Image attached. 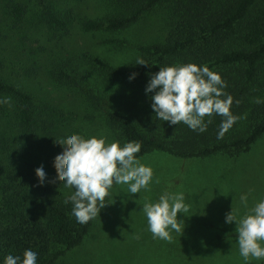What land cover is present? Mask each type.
Returning a JSON list of instances; mask_svg holds the SVG:
<instances>
[{
	"label": "trees",
	"instance_id": "obj_1",
	"mask_svg": "<svg viewBox=\"0 0 264 264\" xmlns=\"http://www.w3.org/2000/svg\"><path fill=\"white\" fill-rule=\"evenodd\" d=\"M104 1L109 7L108 15L82 21L84 31L124 29L161 6L168 12L162 40L138 46V58L147 64L135 61L131 66L115 68L103 61L91 63L97 72L121 78L125 85L136 89L133 96H126L127 101L80 88L75 80L85 73L75 64L72 66L69 59L54 60L49 67L44 63V47H21L22 40L30 39L27 31L31 28L43 26L52 35H63L68 30L66 16L43 5L29 19L26 4H7L10 28L3 30L0 25V98L10 97V105L0 104V261L9 253L19 255L25 248L34 247L39 249L40 264H54L81 243L92 222L77 223L71 214V202L64 203L67 196L54 199L56 191L52 190L48 202L39 194L41 186L31 176L27 157L36 147L48 146L56 123H65L79 114L74 110L58 114L46 100H37L18 82L21 75L29 80L44 70L54 80L67 81L72 88H78L82 99L101 111L103 123L117 141L141 143L136 157L152 150L189 157L247 149L264 133V102L249 100L264 73V0ZM189 62L206 65L221 75L227 85L224 91L233 97L232 113L239 118L245 114L248 125L243 134L228 131L217 139L223 119L217 115L211 117L205 132L197 133L186 127L167 128L169 125L152 114L144 119V114L140 116L135 110L141 98L139 91H144L149 80L146 77L156 73L159 66ZM132 73L136 75L129 79ZM208 119L205 117V121Z\"/></svg>",
	"mask_w": 264,
	"mask_h": 264
},
{
	"label": "rangeland",
	"instance_id": "obj_2",
	"mask_svg": "<svg viewBox=\"0 0 264 264\" xmlns=\"http://www.w3.org/2000/svg\"><path fill=\"white\" fill-rule=\"evenodd\" d=\"M19 2L28 6L29 19L46 5L66 16L68 21V30L63 35H52L43 26L31 28L27 31L30 39L22 40L21 47L30 46L35 50L44 47V63L49 67L55 61L69 59L72 66L75 64L79 71L85 73L75 80L80 88L91 94H105L112 98L120 96L126 101V96H133L136 89L125 85L121 78L97 72L91 63L98 65L96 62L103 61L115 68L131 66L139 57L138 46L161 41L166 31L168 12L164 6L143 15L124 29L84 31L82 21L108 15L109 7L104 0H43L42 4L39 0H0V25L3 30L10 28L7 4L13 6ZM18 82L37 100H46L58 114L70 110L79 114V117L74 114L73 118L67 119L68 123H56L48 146L36 147L27 157L31 164V176L41 186L39 194L46 201L51 200L52 190L56 191L54 199L66 197L70 189L57 178L54 166V158L63 150V145L54 142L55 138L77 133L85 138L104 135L107 142L117 140L103 123L101 111L90 107L82 99L78 88H72L67 81H56L42 70L36 78L29 80L21 75ZM259 83L249 96L251 102L257 98L264 101V73ZM140 91L141 98L135 110L140 116L144 114V119L148 114L155 116L150 107L152 93L146 95L143 90ZM86 115L90 116L85 118ZM161 122L169 125L167 121ZM247 125L244 114L228 131L243 134ZM173 127L188 128L183 123L167 128ZM137 158L153 170L148 190L127 194V185L113 184L105 197V205L92 219L81 243L66 251L54 264H244L238 251L235 223H225L224 217L231 207L237 209L241 216L245 213L246 209L239 201L241 193H249L248 207L264 198V133L247 149H227L189 157L152 150ZM39 166L46 171L42 184L34 173ZM57 184L60 185L58 188ZM164 192L184 193L189 209L184 215L178 212V223L183 229L181 235L171 232V242L153 239L147 230V218L141 210L146 200L156 202ZM251 264H264V261L252 260Z\"/></svg>",
	"mask_w": 264,
	"mask_h": 264
},
{
	"label": "clouds",
	"instance_id": "obj_3",
	"mask_svg": "<svg viewBox=\"0 0 264 264\" xmlns=\"http://www.w3.org/2000/svg\"><path fill=\"white\" fill-rule=\"evenodd\" d=\"M135 64H147L137 58ZM130 74L129 79L135 77ZM226 82L221 75L206 65L196 63H173L152 74L144 89L152 93L150 107L155 117L167 121L169 125L183 123L189 129L203 133L217 115L223 119L217 131V139H222L232 125L239 119L231 111L233 97L226 93ZM256 103H261L257 98ZM238 103V101H237ZM0 104H9L10 97L0 98ZM205 117L209 119L205 121ZM63 145L54 158L57 178L70 189L64 200L71 202V214L77 223L86 224L98 216L105 205V197L113 184L127 185V194L147 191L153 178L151 166L142 164L136 157L140 151L139 141L107 142L104 135H91L85 138L70 133L66 138L56 139ZM39 183H44L46 171L43 166L34 169ZM249 193H241L240 204L246 209L241 216L237 209L225 214V223H235L239 255L244 264L252 260L264 261V198L248 207ZM141 210L147 218V230L153 239L171 242V232H182L177 219L178 212H187L184 193L164 192L156 202L143 203ZM0 264H40L39 249L25 248L21 254L4 256Z\"/></svg>",
	"mask_w": 264,
	"mask_h": 264
}]
</instances>
